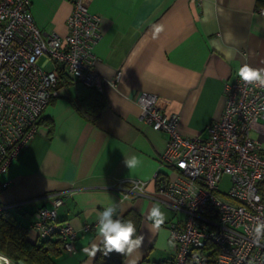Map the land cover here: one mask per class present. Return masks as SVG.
<instances>
[{
    "label": "crops",
    "instance_id": "obj_1",
    "mask_svg": "<svg viewBox=\"0 0 264 264\" xmlns=\"http://www.w3.org/2000/svg\"><path fill=\"white\" fill-rule=\"evenodd\" d=\"M71 8L72 0L29 4L35 24L60 36ZM262 8L264 0H89V10L101 16V37L92 48L101 88L60 74L35 133L1 176L8 185L0 190V207L14 213L34 241L35 210L50 206L49 194L64 193L57 218L69 221L77 236L74 250L62 249L56 264L93 263L81 249L99 244L98 214L109 205L117 209L114 220L130 209L140 215L136 234L143 235L142 245L121 264L172 258L168 226L180 214L147 197L124 198L114 188L123 178H135L146 180L153 191L155 173L165 171L160 164L165 135L142 120L135 98L139 92L154 93L157 107L179 115L182 135L205 136L207 124L224 109V83L245 63L264 68ZM228 32L231 41L225 40ZM229 49L235 50L231 57ZM251 135L264 153V118ZM133 157L137 166L129 170L124 160ZM154 203L167 216L159 230L147 219Z\"/></svg>",
    "mask_w": 264,
    "mask_h": 264
},
{
    "label": "built area",
    "instance_id": "obj_2",
    "mask_svg": "<svg viewBox=\"0 0 264 264\" xmlns=\"http://www.w3.org/2000/svg\"><path fill=\"white\" fill-rule=\"evenodd\" d=\"M29 4L30 0H0V190L8 185L2 174L35 133L55 96L60 71L71 81L98 90L103 81L93 69L92 50L101 37V16L89 10V0H72L63 36L38 27ZM259 11L264 13V8ZM118 77L119 72L111 83ZM223 92L224 109L207 124L203 137L182 135L179 115L157 107L154 93L139 92L135 98L142 120L165 135L160 156L165 171L154 176L158 180L163 174L164 181L150 191L146 180L123 178L114 188L124 198L147 197L181 213L168 226L173 264L188 259L202 263L206 242L216 247V264H264V234L255 233L257 224L264 223L259 193L264 153L251 135L264 118V88L247 85L236 74L224 83ZM225 175L228 188L222 193L219 184ZM63 194L48 195L50 206L35 210L30 228L36 239L58 237L64 250L73 251L77 230L57 218ZM0 256L15 264L1 252Z\"/></svg>",
    "mask_w": 264,
    "mask_h": 264
},
{
    "label": "clouds",
    "instance_id": "obj_3",
    "mask_svg": "<svg viewBox=\"0 0 264 264\" xmlns=\"http://www.w3.org/2000/svg\"><path fill=\"white\" fill-rule=\"evenodd\" d=\"M160 31V27L155 28V32L159 33ZM225 40H233L231 32L225 34ZM212 43L215 44L216 42L213 41ZM234 51V49H229L226 55L231 57ZM237 75L240 81L247 85L264 88V68L252 67L245 63L238 68ZM124 163L129 170L134 169L137 166V158H125ZM179 166L181 168L186 167L183 162ZM114 215H117V209L112 205L107 206L103 211L99 212L96 224L99 244L92 241L90 246H85L81 249L89 258V261L93 260L98 252H101L104 256H108L109 253L114 251L115 253L129 257L140 249L144 237L143 235L136 234L137 229L134 222L131 220L123 222L120 218L114 220ZM147 219L152 221V229L159 230L167 219V216L161 211L159 205L154 203L147 213ZM255 233L257 237L264 234V223L257 224ZM253 242L258 245L259 239H255ZM0 261H3V264H10L5 257H0ZM130 264H135V261H130Z\"/></svg>",
    "mask_w": 264,
    "mask_h": 264
},
{
    "label": "trees",
    "instance_id": "obj_4",
    "mask_svg": "<svg viewBox=\"0 0 264 264\" xmlns=\"http://www.w3.org/2000/svg\"><path fill=\"white\" fill-rule=\"evenodd\" d=\"M60 74L62 72L60 71ZM164 181V175H160L155 181V186ZM259 193L264 200V181L259 184ZM123 222L131 220L136 229L140 221V215L134 210H128L119 216ZM62 242L60 238L45 240L36 239L31 241L28 238V227L7 208H0V252L9 257L12 261L23 260L27 264H56L54 257L62 251ZM205 258L200 264H216V247L206 242L204 246ZM125 256L122 254L109 253L104 256L101 252L96 254L92 264H121ZM172 258H165L156 262V264H173ZM185 264H196L188 259Z\"/></svg>",
    "mask_w": 264,
    "mask_h": 264
},
{
    "label": "rangeland",
    "instance_id": "obj_5",
    "mask_svg": "<svg viewBox=\"0 0 264 264\" xmlns=\"http://www.w3.org/2000/svg\"><path fill=\"white\" fill-rule=\"evenodd\" d=\"M228 179H229V177L227 176V175H225L224 176V180H223V182H221L220 184H219V189H220V191L222 192V193H225L226 192V190H227V188H228ZM179 214H181L180 212H179Z\"/></svg>",
    "mask_w": 264,
    "mask_h": 264
},
{
    "label": "water",
    "instance_id": "obj_6",
    "mask_svg": "<svg viewBox=\"0 0 264 264\" xmlns=\"http://www.w3.org/2000/svg\"><path fill=\"white\" fill-rule=\"evenodd\" d=\"M16 264H27V263L25 261H23V260L20 259V260H17L16 261Z\"/></svg>",
    "mask_w": 264,
    "mask_h": 264
},
{
    "label": "bare ground",
    "instance_id": "obj_7",
    "mask_svg": "<svg viewBox=\"0 0 264 264\" xmlns=\"http://www.w3.org/2000/svg\"><path fill=\"white\" fill-rule=\"evenodd\" d=\"M1 257V256H0ZM0 264H3V261H0Z\"/></svg>",
    "mask_w": 264,
    "mask_h": 264
}]
</instances>
